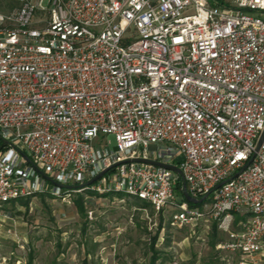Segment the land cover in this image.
<instances>
[{"label":"built area","instance_id":"obj_1","mask_svg":"<svg viewBox=\"0 0 264 264\" xmlns=\"http://www.w3.org/2000/svg\"><path fill=\"white\" fill-rule=\"evenodd\" d=\"M15 1L0 14V212L120 193L173 207L172 225L216 220L223 264H264V140L241 171L264 129V0ZM130 159L181 177L127 163L85 186ZM178 180L205 201L177 197Z\"/></svg>","mask_w":264,"mask_h":264},{"label":"rangeland","instance_id":"obj_2","mask_svg":"<svg viewBox=\"0 0 264 264\" xmlns=\"http://www.w3.org/2000/svg\"><path fill=\"white\" fill-rule=\"evenodd\" d=\"M16 7L15 0H0V14ZM99 143L108 152L116 147L113 135ZM87 192L64 201L40 194L8 204L0 212V264H150L154 256L155 264H223L215 245L227 236L216 220L176 226L173 207L154 213L132 197Z\"/></svg>","mask_w":264,"mask_h":264},{"label":"water","instance_id":"obj_3","mask_svg":"<svg viewBox=\"0 0 264 264\" xmlns=\"http://www.w3.org/2000/svg\"><path fill=\"white\" fill-rule=\"evenodd\" d=\"M264 140V129L263 131L261 132L257 142H256V145H255V151L252 155V157L250 158V160L243 166L242 170L243 171L250 163L251 161L253 160V158L255 157V154L256 152L259 150L262 142ZM8 146V143L7 142H3L2 144V147H6ZM22 156L27 159V157L22 154ZM127 163H145V164H150V165H154V166H158V167H162V168H165L167 170H170L172 172H174L175 174H177L179 177H181V172L180 170L175 167V166H172V165H165V164H161V163H158V162H154V161H150V160H144V159H130V160H127V161H124V162H121V163H117V164H114L113 166H111V168L101 172L100 174H98L95 178H93L92 180L88 181L87 183H85V186H89L93 183H95L96 181H98L107 171H109L110 169L116 167V166H119L121 164H127ZM37 173L40 174L44 179H46L48 182L52 183L53 185H56L60 188H64V189H70L71 187L70 186H61V185H58L56 184L55 182L51 181L46 175H44L41 171L37 170ZM220 187V184L218 186H216V188H219ZM182 196H183V199L187 202V203H191L193 205H196V204H200L202 202L205 201V199L207 198V196H204L203 198L201 199H195L193 197H191L185 186L183 185L182 187Z\"/></svg>","mask_w":264,"mask_h":264},{"label":"trees","instance_id":"obj_4","mask_svg":"<svg viewBox=\"0 0 264 264\" xmlns=\"http://www.w3.org/2000/svg\"><path fill=\"white\" fill-rule=\"evenodd\" d=\"M215 3H217L218 5H223V1L222 0H213ZM2 144H3V142H2V140H1V138H0V149H2L3 147H2ZM182 187H183V183H182V181L181 180H178V182H177V185H176V194H178V196L183 200V196H182ZM88 194H90V195H99V196H108V195H113L114 193H106V194H97V193H93V192H91V191H89V192H87ZM114 195H118V196H125V195H123V194H120V193H118V194H114ZM78 199L79 200H76V203L78 204V208L82 211L83 210V208H82V203H79V202H82L83 201V197H82V195H78ZM18 200H21V199H18ZM18 200H16V201H18ZM135 200H136V203H141L140 205L141 206H144V207H146V206H148V204H146L145 202H143V201H141V200H138V199H136L135 198ZM16 201H13V202H11V203H14V202H16ZM189 205H191V206H193V204H191V203H189ZM196 205H199V204H196ZM212 246H214V243H212ZM156 259H157V256H154L153 258H152V260H151V262H150V264H155V261H156Z\"/></svg>","mask_w":264,"mask_h":264}]
</instances>
